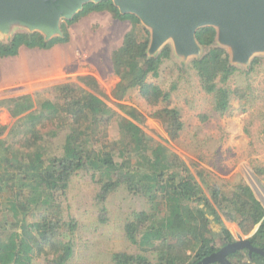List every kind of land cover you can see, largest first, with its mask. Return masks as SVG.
<instances>
[{
  "label": "trees",
  "instance_id": "16d2710c",
  "mask_svg": "<svg viewBox=\"0 0 264 264\" xmlns=\"http://www.w3.org/2000/svg\"><path fill=\"white\" fill-rule=\"evenodd\" d=\"M92 11H108L116 19L132 22L111 55L120 77L112 95L121 112L105 102L103 90L91 75L79 78L88 89L64 82L0 100L15 118L11 125L0 124V264H31L41 252H52L56 264L69 259L72 240L65 241L62 235L66 228L73 232L77 222L64 218L58 191H64L83 169L91 171L100 184L101 203L124 185L149 204V209L133 210L123 226L127 239L142 253L114 252L113 264H195L236 239L223 217L237 223L254 246L264 248V205L248 183L229 187L199 170L194 173L176 152L144 130L142 125L150 116L176 140L184 122L181 110L171 106L178 81L167 90L148 80L150 75L159 76L174 49L166 43L151 54L150 31L143 32L139 17L121 13L112 0L87 3L61 22L62 35L46 39L39 31L21 30L0 41V58L18 55L22 46L49 49L68 42L67 24ZM197 38L203 50L191 58L190 69L215 111L222 116L230 113L234 100L243 110L264 103V75L258 84L232 82L237 72L256 71L263 57L253 56L245 67L234 64L229 51L218 44L212 26L200 28ZM182 62L177 67L186 71ZM133 90L152 107L148 113L120 102ZM253 120L244 126L248 135ZM252 162L254 171L264 176V162ZM30 186L33 189L27 190ZM228 259L235 264H264L263 255H249L245 249L229 254Z\"/></svg>",
  "mask_w": 264,
  "mask_h": 264
},
{
  "label": "rangeland",
  "instance_id": "374dc122",
  "mask_svg": "<svg viewBox=\"0 0 264 264\" xmlns=\"http://www.w3.org/2000/svg\"><path fill=\"white\" fill-rule=\"evenodd\" d=\"M131 27L130 20L116 19L108 11H92L77 22L67 24L68 42L57 43L49 49L22 46L18 55L0 58V100L47 90L64 82L88 89L79 78L91 75L103 90L105 102L121 112L117 106L119 101L112 95L120 77L114 71L111 55L121 46ZM142 28L144 33L145 29L150 31L143 23ZM21 30L28 31L22 27H14L8 34L0 31V41L9 40ZM168 43L172 45L171 41ZM253 56L263 57L261 66L250 74L237 72L232 78L234 84L244 86L250 81L258 84L264 75V52ZM191 58H183L174 51L162 65L159 76L150 75L148 78L167 90L178 81L177 88L171 89V106L181 110L184 128L180 136L176 140L170 139L163 124L150 116L142 126L176 152L194 173L199 170L202 175L229 187L244 181L264 205V176L254 171L252 162L254 159L264 162V103L247 105L243 110L241 103L234 100L230 113L220 115L213 109L210 96L201 89L190 69ZM181 62L184 66L186 63V71L178 69ZM236 65L245 67L244 64ZM120 102L133 105L144 113L152 108L138 90L131 91ZM250 120L254 122L249 125L251 135H248L244 126ZM14 121L8 109L0 105V124L11 125ZM203 187L208 195V188L204 184ZM99 190L100 184L94 181L91 171L83 169L73 175L64 191H58L64 218H74L77 222L73 232L68 228L63 231V240H72L73 246L72 254L64 264H113L114 252L142 253L127 239L123 226L133 210L149 209L147 200L122 185L101 203L97 198ZM223 219L236 239L239 234L248 236L241 232L237 223ZM31 264H56V260L52 252H41L33 257Z\"/></svg>",
  "mask_w": 264,
  "mask_h": 264
},
{
  "label": "water",
  "instance_id": "95a60500",
  "mask_svg": "<svg viewBox=\"0 0 264 264\" xmlns=\"http://www.w3.org/2000/svg\"><path fill=\"white\" fill-rule=\"evenodd\" d=\"M102 0H0V31L14 27L39 31L46 39L62 35V20L71 19L87 3ZM121 13H132L150 29L149 52L172 42L183 58L202 53L197 32L212 26L217 41L227 48L235 64L246 65L254 53L264 52V0H112ZM248 249L264 255L250 239L238 238L195 264H235L227 255Z\"/></svg>",
  "mask_w": 264,
  "mask_h": 264
},
{
  "label": "flooded vegetation",
  "instance_id": "af4514ba",
  "mask_svg": "<svg viewBox=\"0 0 264 264\" xmlns=\"http://www.w3.org/2000/svg\"><path fill=\"white\" fill-rule=\"evenodd\" d=\"M235 240H236V239H235ZM235 240H234V241H235ZM230 242H233V241H230ZM230 242H228V243H230ZM228 243H226V244H228ZM226 244H225V245H226ZM225 245H224V246H225ZM256 247H257V246H256ZM258 248H262V247H258ZM263 249H264V248H263ZM240 250H241V249H240ZM245 250L248 251V254H249V255H252V254L249 253V250H248V249L245 248ZM236 251H238V250H236ZM236 251L230 252L229 254L234 253V252H236ZM252 253H256V252L253 251ZM229 254H228V255H229ZM259 254H260V253H259ZM228 255H227V257H228ZM261 255H262V254H261ZM263 256H264V255H263Z\"/></svg>",
  "mask_w": 264,
  "mask_h": 264
}]
</instances>
